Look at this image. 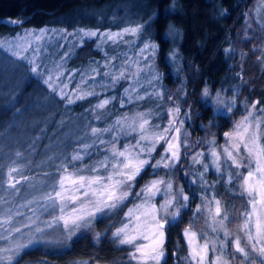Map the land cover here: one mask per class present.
<instances>
[{"label":"rangeland","instance_id":"374dc122","mask_svg":"<svg viewBox=\"0 0 264 264\" xmlns=\"http://www.w3.org/2000/svg\"><path fill=\"white\" fill-rule=\"evenodd\" d=\"M240 2V5L243 6L242 25L237 29V38L232 36L234 45L237 48L235 50V63L238 68V71H236L237 75L234 74L231 83L226 86H212L209 84L202 86V88L210 89L213 96L219 92L222 98L232 101L233 103L227 110L222 107L214 110L211 99L202 98L201 91L198 96L203 103L202 107L198 108L186 102L183 104L182 100L185 98L186 91L182 87L183 83H179L180 80H183L182 74L177 75L173 71L177 77L172 76L175 79H172V82L169 83V90H166L163 85L164 76L162 71L155 64L156 53L154 57L149 56L150 50L141 54V49H143L145 44L154 42L147 36L139 37V32L136 35L130 32H123L124 29L136 27L137 25L143 30L144 25H140V21L127 17L126 14L135 13L137 17H140L143 13H146V17H150L145 3H127L122 8L120 17L114 18L115 16H111L108 18V20H117L119 22L115 27L74 26L68 28L59 24H45L23 27L15 34L0 37V43L3 44L0 47V92L8 93L30 74L37 78L38 81L37 83L36 81L34 82L36 84L29 104L33 105L34 108L46 107L47 113L45 116H49V113L57 114L60 110L64 114L62 118L70 116L68 117V124L60 127L62 137L73 136L71 142L75 143V145L77 143V146H74V154L79 153L82 157L81 161L91 152L94 153L92 156L94 158L84 163V172L78 173L79 175L106 177L112 171L111 165L118 163L117 159H114L111 154L113 145H115L117 150L123 151L126 146H135L140 139L142 133L138 129L139 117L137 114H143V119L149 121V124L146 125L147 131L144 133L145 135L164 134L165 129L168 130L165 138L155 144L154 151L150 155L140 153L138 148H131L133 156L139 154L140 159L149 161V170L153 173H150L145 180L137 184L135 179L133 180L131 193L128 197L132 198L123 210L122 216L120 215L121 218L119 217L118 222L113 226L111 233L127 222L125 213L129 209L142 203L144 197L143 195L138 197L137 193H141V190L150 182L163 180L165 183L160 185L161 191L151 198L150 203L155 204L157 209H160V205L166 199L173 198V205H169L167 212L159 210L158 217L172 221L185 214L182 235L186 244V253L180 256L177 254L176 258V252H171L172 261H175L176 264H195V262L185 259L188 256V243L184 236L186 229L197 233L196 240L199 244H203L205 239L224 240L223 231H212L214 221L212 213L209 211V204L214 211L216 200L220 201L222 209L221 215L217 217V220L223 219V214L227 213L228 219L224 220V224L234 235L226 241L228 247L223 253L220 251L213 252L209 249L206 264H211V261L221 255L228 261V264H260L262 259L255 253H251L249 248L251 258L245 260L243 254L237 253L232 245V241L237 234V227L243 223L245 218L243 214L251 210V205L248 203L249 197L242 193L240 189L243 176L247 175L250 169L244 166L238 170L235 169L231 161L226 160L223 154V149L227 146L225 133L233 132L237 122L248 116L249 111L253 113L252 117L249 118L251 122L254 123L257 120L261 122L258 131L261 132L260 143L264 145V0H241ZM123 15L125 17H122ZM2 20L13 23L11 21H17L18 19L6 16ZM41 29L44 30L45 34L40 41H36L34 36H27L29 32L40 35ZM80 29L85 31L95 30L99 33H122V35L114 42L108 41L104 43L99 36L83 37L81 39L79 35ZM85 38H92L93 43L91 46L96 54H89L85 59L76 61L78 60L75 53L76 47ZM20 41H23L27 48L26 51L22 50V54L29 59H21L7 50L10 44ZM34 56L35 64L33 65L30 64V60ZM176 60L178 61L179 59ZM150 62L155 64V73L160 76L158 80L153 81L151 84L147 82L150 79L149 72L143 71ZM32 66L38 68L39 75L31 71ZM122 69L125 70V77L117 80L121 83L117 107L123 108L127 105L126 110L115 114L110 122L101 124L99 116L103 108L96 106L105 99L111 102L112 96L107 92V89L113 86L112 76H118ZM137 69L141 71L138 72ZM182 71L184 74L188 73L185 69ZM58 72L61 74L57 75ZM106 72L109 75L106 76ZM245 75L246 78H244ZM250 77L253 79V89L251 87L248 89V85L244 86V82ZM49 79L53 81L52 88H49L44 83L45 80ZM65 85L67 86L66 88ZM132 88H135L134 92L131 91ZM62 89L71 96L84 92L99 93L92 105V110L94 111L92 115L95 116L94 118L99 123H89L87 117H85L86 120L84 122L78 121L75 113L71 114V104L66 102L65 97L60 96L59 93ZM126 89L129 90V94L132 97L131 100L129 95L125 94ZM137 96L143 98L136 99ZM49 99L52 100L50 105L48 103ZM53 102L58 103V108L53 105ZM131 102H135L132 104L133 106L128 105ZM176 109H179V112H176ZM170 110H172L171 114ZM199 110L200 112H198V116L194 120L192 115ZM70 114L74 116L71 117ZM202 114L205 115L204 120L199 118V115ZM19 118L25 119L27 115L21 114ZM118 120L123 123L117 125ZM170 120L173 121L171 125L169 123ZM83 124L85 126H82ZM131 126H137V131H132ZM93 128L108 129V131H100L93 134ZM177 129H179V132H177ZM4 137L13 139L16 138V135L6 132ZM18 137L21 139L26 138L24 135ZM173 137L176 139L173 140ZM169 141L179 144L180 159L168 168H165L163 163L158 167H153L158 161H161L162 157L166 159L171 155L170 152L165 151ZM85 145L88 147L85 148ZM144 146H151V144L145 140L141 142V147ZM212 147H215L221 155V171L219 172L215 170V165L212 163ZM10 151L12 149L3 152V160L8 159L10 156L16 157V153L12 154ZM201 153L204 155H200ZM74 154L71 151L70 156ZM241 154L246 155L242 146ZM52 157V155H47L34 164L35 168L46 166V168L40 169L41 172L39 174L28 175L21 172L14 174L12 179L21 181L15 191L8 189L7 181L10 167L6 170L5 175L0 177V179L3 178V185L0 186V222L6 218L8 213H11L13 217L4 228H0V237H5V239H0V248L9 246L14 240H20L26 244L12 261L5 262V264H42V262L37 261V258L34 262H29L20 260L19 256L21 252L34 246L44 248L45 245L57 242L64 243V241L70 239L71 236H74L79 231L89 229L94 225L95 217L92 218L91 223L87 226L73 227L72 234L69 235L68 230L63 227V221L53 219L62 214L59 201L55 209L47 206L42 207L45 202L41 199V196L53 191V179H59L60 173L57 169L63 164L58 162L54 168L48 167V162ZM106 157L107 161L105 160ZM197 157L200 162H196ZM14 160L16 159L14 158ZM101 162L106 164V168L98 167ZM119 162H124V158H119ZM244 163L247 164V161H244ZM11 167L19 168V165ZM252 167L254 168L255 164ZM92 168H96V171L92 172ZM75 171L74 169L68 170V172ZM237 171L242 175L236 176ZM23 178H27V180ZM167 183L172 185L170 192L166 189ZM57 190H59L58 186ZM71 194L69 193V195ZM78 195L83 201V195L79 193ZM184 196L188 197L187 201L183 199ZM66 203V212L71 211L73 207H79L76 201H67ZM184 211L186 213H183ZM172 213H177V215L173 217ZM48 223L52 224L51 228L46 227ZM22 224L27 225V227L22 228L19 236L15 232L11 236L8 235V228H20ZM36 227H40L44 231L35 233L37 239H34L31 244H27L24 237L33 232ZM239 234L243 236V233ZM139 242L144 243L142 240ZM133 251L134 247L132 246L130 254ZM87 261L86 257H76L67 264H87ZM92 264L116 263L95 260ZM126 264H137V262L132 260Z\"/></svg>","mask_w":264,"mask_h":264},{"label":"trees","instance_id":"16d2710c","mask_svg":"<svg viewBox=\"0 0 264 264\" xmlns=\"http://www.w3.org/2000/svg\"><path fill=\"white\" fill-rule=\"evenodd\" d=\"M240 1L178 0L180 10L173 14L166 10L170 0H0V37L15 34L23 27L45 24H59L68 28L74 26L115 27L119 22L108 20V18L120 17L122 8L127 3H145L150 17H146V13L140 17H137L135 13H127L126 16L144 25L143 30L138 33L139 37L147 36L158 44L155 64L162 71L163 85L166 90H169V83L177 77L176 74H182L183 80L179 83H183L182 87L186 91L182 103L186 102L200 108L203 103L198 93L203 85L226 86L231 83L234 74L237 75L238 68L235 63L237 48L232 36L237 38V29L242 25L243 6L240 5ZM157 9H159L158 17L152 21L151 18ZM221 9L224 10L223 14ZM6 16L19 19L20 22H5L2 18ZM166 23L176 24L183 32L182 39L166 40L163 35ZM92 43V38H85L76 47L75 53L78 59L76 61L85 59L89 54H96L91 46ZM183 69L188 73L184 74ZM172 76L175 77L172 78ZM35 81L37 83V78L30 74L8 93L0 92V174L4 176L6 170L15 165H19L20 172L23 174H39L46 166L35 168L34 164L47 155L53 156L47 165L50 168H54L60 162L68 170L80 169L79 173L84 172V163L93 159L94 153L88 154L83 161L68 163L72 157L70 153L72 151L74 154V146H77V143L75 145L71 142L73 136L62 137L60 127L68 124L70 116L62 118L64 116L61 113L62 110L57 114L49 113V116H45L46 107L34 108L29 104L32 92H34ZM246 85L248 89L254 88L252 77L244 82V86ZM120 89L121 83L118 81L107 89L112 100L101 111L99 116L101 124L110 122L115 114L126 110L127 105L123 108L117 107ZM98 95L99 93H93V95L85 96L84 99L75 100L71 103V114L75 113L78 121L81 122H84L87 117L89 123H99L92 115L94 113L92 105ZM48 103L50 105L52 100ZM134 103L131 102L128 105L133 106ZM53 105L58 108L57 102H53ZM190 110L192 112L191 108ZM198 112L200 110L192 115L194 120ZM21 114H26L27 118L20 119ZM199 118L204 120L205 115H199ZM6 132L14 133L16 138L7 139L4 137ZM20 135L26 138L21 139L18 137ZM10 149H12L10 151L12 154L19 152L21 155L19 157L10 156L3 160V152ZM66 151L69 152L66 153ZM150 173L153 172L149 170L147 164L136 176L135 183L145 180ZM131 198H126L113 212L99 213L95 216L92 227L79 231L64 243L57 242L45 245L44 248L37 246L28 248L21 252L19 259L34 262L37 258V261L42 264H67L73 258L86 257L87 264H92L95 260L116 264L130 263L132 245L120 244L111 232ZM184 216L185 214L166 225L164 243L166 253L163 264H176L172 261V251L176 252V258L177 254L180 256L186 253V244L182 235Z\"/></svg>","mask_w":264,"mask_h":264},{"label":"snow or ice","instance_id":"6c2138e0","mask_svg":"<svg viewBox=\"0 0 264 264\" xmlns=\"http://www.w3.org/2000/svg\"><path fill=\"white\" fill-rule=\"evenodd\" d=\"M11 22L19 23L20 21L17 20ZM140 31L141 28L139 25L123 30V32H130L133 35H136ZM40 33V35H36L29 32L27 33V36H34L36 41H40L45 34L43 29L40 30ZM79 35L81 39L83 37L99 36L101 41L106 43L108 41H116L122 33H99L95 30L85 31L80 29ZM2 46L3 44L0 43V47ZM157 48V43L145 44L143 49H141V54L150 50L149 56L154 57ZM7 50L12 52L14 56H19L21 59H29L22 54V50H27L23 41L10 44ZM30 64H35V56L30 60ZM31 71L37 75L40 74L38 68L35 66L31 67ZM137 71L139 72L141 70L137 69ZM143 71H147L150 74V79L147 81L149 84L160 78L159 74L155 73L154 63L150 62ZM60 74L61 73L59 72L57 73V75ZM105 75L107 76L109 73L106 72ZM124 77V69L119 72L118 76L113 75V86L118 79ZM44 83L47 84L49 88L53 87V81H51V79L45 80ZM66 87L67 86L65 85V88ZM206 89L207 88H205V90ZM131 91L134 92L135 88H132ZM59 94L61 97L66 98L67 103L71 104L75 100L84 99L85 96L93 95V92L78 93L75 96H71L62 89ZM125 94L129 95V99L131 100L132 97L129 94L128 89L125 90ZM142 98L143 97L140 96L136 97V99ZM108 103L109 100L105 99L100 101L96 107L104 108ZM253 107H255V105H253ZM171 111L172 110H170V114ZM175 111L179 112V109H176ZM252 115L253 113L249 111L248 116H245L241 121L237 122L233 132L225 133V136L227 137V146L224 147L223 154L226 160L231 161L235 169L238 170L242 166L250 169L247 172V175L243 176L240 189L242 193L249 197L248 203L251 205V210L246 211L243 214L245 218L243 223L237 227V234L232 241V245L237 253L243 254L245 260L251 258V253H255L258 257L262 258L260 264H264V145L260 143L261 132L258 131L261 122L259 120L254 123L251 122L249 118L252 117ZM137 116L139 117L138 129L142 133L140 139L135 146H126L123 151L117 150L115 145H113L111 154L114 159H117L118 163L111 165L112 171L109 172L106 177L99 175L91 177L82 176L78 174L79 171H81L80 169H77L75 172H68V169L62 164L57 169L60 173L59 179H53V191L41 196V199L45 202L42 207L47 206L55 209L57 202L59 201V207L62 214L53 219L63 221V227L68 230L69 235L72 234L73 227L79 228L81 226H87L91 223L92 218L95 217L96 214L105 211L113 212L120 207L126 198L129 197L133 180L145 165L149 164L147 159H140L139 154L133 156L131 148H138L140 153H147L150 155L154 151L155 144L165 138L168 131L167 129H165L164 134L145 135L144 133L147 131L146 125L149 124V121L143 119V114H137ZM122 123L123 122L120 120L117 121V125H121ZM169 123L171 125L173 121L170 120ZM131 127L132 131H137V126ZM100 131H108V129H92L93 134ZM177 132H179V129H177ZM175 139L176 138L173 137V140ZM145 140L149 141L151 146L141 147V142ZM241 146L246 155L241 154ZM84 147L87 148L88 146L85 145ZM165 151L170 152L171 155L166 159L162 157L161 161H158L153 167H158L163 163V166L168 168L180 159L178 143L169 141L168 147ZM15 155L19 157L21 153L17 152ZM200 155L204 154L201 153ZM211 156L213 158L212 163L215 165V170L217 172L221 171V155L217 152L215 147L211 148ZM121 157L124 158V162L122 163L119 162V158ZM81 159V155L77 153L71 157V160L68 161V163L71 164L72 161ZM105 160L107 161V157ZM244 161H247V164H245ZM196 162H200L198 157ZM253 164H255L254 168L252 167ZM98 167L106 168V164L101 162L98 164ZM91 171L95 172L96 168H92ZM19 172L20 168L18 167L9 168V178L7 181L8 189H11L12 191L16 190V187L21 181H14L12 176ZM240 175L242 174L237 171L236 176ZM23 179L27 180V178ZM164 183L163 180H154L146 185L145 188L141 190V193H137L138 197L143 195L144 199L142 203L129 209L128 212L125 213L127 222L123 223L121 227L117 228L116 231L112 233L120 244L132 245L134 247V251L130 254V258L135 260L137 264H163L165 257V228L167 224L171 223V221L159 218L158 211L164 210L167 212L169 205H173V198L166 199L165 202L160 205V209H157L156 205L151 204L150 201L152 197L156 196V194L161 191L160 185ZM2 185L3 180L0 179V186ZM57 186L59 190H57ZM166 189L168 192L171 191V183H167ZM69 193L72 194L69 195ZM78 193L83 195V201H81ZM183 199L187 201L188 197L184 196ZM67 201H76L79 204V207H73L71 211L66 212ZM209 211L212 213V219L214 221L212 231H223L224 240L205 239L203 244H199L196 240L197 233L186 229L184 236L188 243V256L185 259L190 262H195V264H206L209 249L213 252L220 251L223 253L228 247L226 241L229 237L234 235V233L229 231L224 224V220L228 219L227 213L223 214V219L217 220V217H219L222 212L219 200L215 201L214 211L209 204ZM176 215L177 213H172L173 217ZM11 219H13L12 214L8 213L6 218L0 222V228H4ZM23 227H27V225L22 224L20 228H8V235L11 236L12 233L15 232L19 236ZM46 227L51 228L52 224L48 223L46 224ZM43 231L42 228L36 227L33 232L24 237V240L27 244H31L34 239H37L35 233H42ZM239 233H243V236ZM0 239H5V237H0ZM141 240L144 241V243H140L139 241ZM25 246L26 244L20 240H14L9 246L0 248V264L12 261L19 253L20 249ZM249 248L251 249V253ZM211 264H228V261L221 255L220 257H217V259L211 261Z\"/></svg>","mask_w":264,"mask_h":264},{"label":"clouds","instance_id":"9594fccd","mask_svg":"<svg viewBox=\"0 0 264 264\" xmlns=\"http://www.w3.org/2000/svg\"><path fill=\"white\" fill-rule=\"evenodd\" d=\"M170 13H177L179 11L178 7V0H170L169 6L166 9ZM221 13H224V10L221 9ZM159 9L156 10V12L152 16V21H155L158 17ZM163 35L166 40H176V39H182L183 32L182 30L174 23H166L163 28ZM201 97L202 98H210L211 102L213 104L214 110L217 108H224L227 110V108L233 103L230 100L224 99L221 97V94L217 92L214 96L211 93L210 89L202 88L201 90Z\"/></svg>","mask_w":264,"mask_h":264},{"label":"bare ground","instance_id":"6f19581e","mask_svg":"<svg viewBox=\"0 0 264 264\" xmlns=\"http://www.w3.org/2000/svg\"><path fill=\"white\" fill-rule=\"evenodd\" d=\"M228 117V116H227ZM228 119H230V118H228Z\"/></svg>","mask_w":264,"mask_h":264}]
</instances>
